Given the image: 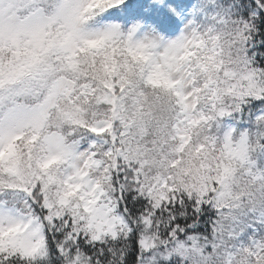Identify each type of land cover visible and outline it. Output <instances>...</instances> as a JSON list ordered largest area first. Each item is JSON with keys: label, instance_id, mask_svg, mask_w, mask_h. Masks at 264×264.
I'll use <instances>...</instances> for the list:
<instances>
[{"label": "snow or ice", "instance_id": "snow-or-ice-1", "mask_svg": "<svg viewBox=\"0 0 264 264\" xmlns=\"http://www.w3.org/2000/svg\"><path fill=\"white\" fill-rule=\"evenodd\" d=\"M0 264H264V0H0Z\"/></svg>", "mask_w": 264, "mask_h": 264}]
</instances>
